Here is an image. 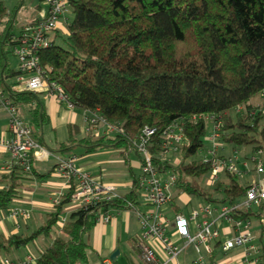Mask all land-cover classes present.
<instances>
[{
    "label": "trees",
    "instance_id": "trees-1",
    "mask_svg": "<svg viewBox=\"0 0 264 264\" xmlns=\"http://www.w3.org/2000/svg\"><path fill=\"white\" fill-rule=\"evenodd\" d=\"M70 10L73 17L65 24L63 45L55 43L61 34L56 30L50 46L39 52L44 76L61 86L75 107L99 109L124 133L96 136L88 131L80 137L79 126L69 125V141L57 150L113 146L124 153L142 128L153 127L156 132L149 145L153 164L161 172L176 174L173 203L178 195L187 194L237 205L248 187L237 173L223 171L226 180L211 185L223 196L214 198L200 182L210 174L211 159L187 160L204 150L207 136L206 120L192 117L220 115L219 141L233 148H264L263 103H252L264 90V0H71ZM6 13L0 1V91L18 107L28 108L33 137L43 146L38 128L47 122L44 90L13 87L19 71L10 66L9 57L16 23L12 16L3 21ZM175 121L182 122L186 142L179 149L181 159L169 162L162 155V134ZM32 172L31 158L28 171L16 164L0 173V212L11 206L22 179ZM73 184L71 180L44 224L33 232L1 235L0 253L21 250L43 236L51 242L32 264H88L89 233L99 215L128 209L126 201L138 203L139 191L134 181L131 191L118 198L75 207L57 228L71 202ZM253 207H235L230 216L260 217L264 203ZM256 264H264V249Z\"/></svg>",
    "mask_w": 264,
    "mask_h": 264
},
{
    "label": "built area",
    "instance_id": "built-area-1",
    "mask_svg": "<svg viewBox=\"0 0 264 264\" xmlns=\"http://www.w3.org/2000/svg\"><path fill=\"white\" fill-rule=\"evenodd\" d=\"M71 0H39L44 6L39 10L38 16L26 24H23L18 33L15 34V45L13 54L17 57L19 65L18 75L14 78V89L22 90H44L45 95L55 96L60 102H65L68 107L73 104L69 102L65 91L57 83L48 81L44 76V69L40 65L39 52L50 46L53 33L58 29L59 17L70 10ZM264 97V90L260 93ZM0 105L8 113V132L10 136L0 135V149L7 153V160L4 172H8L14 165L19 164L26 171L30 170L31 154L34 151H44L42 146L34 139L32 129L19 113L18 106L10 98L0 91ZM264 112V101L263 108ZM204 118L213 122V132L208 135V140L213 143L211 153V171L208 183L212 184L218 173L227 170L236 173L237 155L228 157H218L216 154V139L219 136L221 126L220 115L193 116L192 119ZM85 131H92L95 135L122 134L124 129L120 124H110L100 113L99 109L86 111L84 116ZM156 132L153 127H144L141 132L133 139L129 150H134L139 154L140 173L135 182L139 191L138 203L127 200L128 209H133L137 215L141 232L136 239V247L139 251L141 264H180L177 257L183 249L192 244L197 253L200 254L201 247L206 253L196 257L192 264H220L211 258L215 252L214 243L219 242L218 247L222 253H228L231 249L247 245L246 255L251 251L257 252L258 249L251 243L253 240L252 232L249 230V222L235 221L234 234L226 239L219 240L218 231L214 228L217 219L221 217L230 219V212L238 207L224 205L220 208L217 217L213 216L214 208L210 206L192 205L189 216L177 213L173 219L174 235H170L168 226L170 219L165 215V209L170 205L172 199L171 189H174L176 174L172 171H159L153 164L152 153L149 150L151 137ZM161 151L164 156L169 151H178L181 145L186 142L181 121L171 123L163 131ZM261 150L254 152L251 160L255 162L258 172H262V161L259 155ZM54 170L62 176L70 187L73 180L74 190L71 193V202L76 207L109 201L118 198L121 194L117 187L108 182L100 181L88 172L77 168L74 165V157L61 158L57 161ZM63 192H53L51 203L55 205L64 195ZM140 199V200H139ZM142 203L143 208H138ZM264 203V179L252 181L246 192L242 205L258 206ZM11 215H22L28 217L29 212L24 209H11ZM201 218L198 222L197 219ZM111 214H100L97 221L108 222ZM174 236L182 238L183 243L177 244ZM34 258L28 254L21 264H32ZM247 264L257 263L255 259L244 258ZM0 264H14L9 258L2 257ZM101 264H114L110 257H104Z\"/></svg>",
    "mask_w": 264,
    "mask_h": 264
},
{
    "label": "crops",
    "instance_id": "crops-1",
    "mask_svg": "<svg viewBox=\"0 0 264 264\" xmlns=\"http://www.w3.org/2000/svg\"><path fill=\"white\" fill-rule=\"evenodd\" d=\"M41 7L42 6L39 2L31 3L29 9L36 14L34 16H31V19L26 23L33 21L38 16V12ZM66 23L67 16L64 15L60 19L57 29L60 33H66ZM21 26L16 23L15 31H19ZM17 33L18 32H16V34ZM56 35L57 33L55 31L52 35V38ZM41 98L47 116V122L43 123L41 127L38 128V136L41 137L43 141L42 148L44 149V151L32 152V168L34 172L29 173L22 179L19 186L18 196L14 198L9 208L0 212V236L2 235L4 237H7L10 234H29L36 228L44 224L47 214L53 209L54 206L51 203L53 192L64 193L68 189L66 180L62 176L57 174L54 170L57 161L61 158L74 157V165L77 168L88 172L91 176L100 181L114 184L117 187V191L121 195L131 191L134 181L140 173V157L139 154L134 150L127 149L126 152L122 153L121 148H116L113 146L88 150L82 145H76L70 148L68 151H58L57 148L60 144H66L69 141V125L75 124L79 126L80 137L85 136L87 132L85 131L84 116L85 112L89 110H83L75 107L74 105L72 107H68L65 102H60L55 98V96H47L45 95V93L42 94ZM263 101L264 97H262V95H258L256 96V100H252V103H254L255 105H260L263 103ZM21 107L24 108L26 114V118L24 119L27 121L29 118L28 108L26 106ZM0 135H5L8 137L10 136V133L8 132V113L6 109L1 105ZM93 135L95 134L93 133ZM216 143L217 156L222 158L233 156L234 154H236V173L239 176L241 175L243 177H247L249 175L248 156L251 159V157L254 155L255 150L249 147L251 149V152H248L246 151V148L248 147L233 148L231 145L225 144L219 140ZM226 146L228 148V152L226 154L220 153L219 150L224 149ZM262 150L263 149H261V151ZM7 158V153L0 149V173H5L4 167ZM223 171H220L219 173L222 174ZM219 173L216 180L219 179V181H225L221 178V175ZM254 173L255 175H253L252 179L249 180L245 185H249L254 180L264 179V176H262V174H264V168L260 173H258L255 168ZM206 181L208 183V178ZM214 182L212 184L208 183V186L213 185ZM173 196L174 194H172V197ZM178 196L184 199V202L186 203L189 200L187 194H180ZM244 198L245 196H243L238 201V207L244 206L242 205L244 202ZM192 205L195 204H191V207ZM224 205L226 204L219 203L218 205L214 206V217H217L220 208ZM75 207V204L65 205L64 213L61 216V220L59 221L57 228H60L63 225V222L68 218L70 211ZM137 207L140 209L143 208L144 205L140 203ZM178 207L180 208L179 210ZM254 208L257 209L256 206H254L253 209ZM11 209H24L29 212V216L23 217L22 215H11L9 214ZM263 210L264 208L260 211V217L251 215L248 219L240 221L249 222L250 230V219L255 218V220L260 224L262 231L264 229ZM109 213L111 214V219L108 222L97 221L89 233V243L91 245V251L89 255L91 254L90 260L93 258V262L89 261L88 264H101L102 259L104 257H110L115 249H118L119 253L114 259V264H116V261L120 256H123L126 264H138L140 262L139 251L135 246V242L141 232V229L135 211L133 209H112L111 211H109ZM177 213H181L184 216H189L190 214V212L188 213V215L185 214L179 203L177 201L176 203H173V200L171 199L170 205L165 209V215L170 219V223L168 226L170 235H174L173 219ZM200 219L201 218H198L197 221L199 222ZM235 221L238 220H233L231 216L230 219L225 217L217 219L214 228L218 231L219 240L229 238L234 234ZM260 235L262 234L260 233ZM174 240L177 244L183 243L182 238H179L177 236H174ZM50 242V239L40 236L31 245L21 250L13 249L10 250L9 253H0V259L2 257H7L15 264H18L23 261L26 255L30 254L35 260L36 257L44 249V247L49 245ZM254 246L258 249V251L256 253L251 251L250 254L246 255L247 245L235 247L228 253H222L218 247V244L214 243L215 252L211 259L220 264H247L244 262L245 257L249 259H255V257L258 256L260 250L264 249V245ZM193 249L195 250L194 246ZM128 252L131 255H128ZM204 254V257L206 258L207 255L205 252ZM195 258L196 257L191 259V262ZM178 262L180 263V261Z\"/></svg>",
    "mask_w": 264,
    "mask_h": 264
},
{
    "label": "rangeland",
    "instance_id": "rangeland-1",
    "mask_svg": "<svg viewBox=\"0 0 264 264\" xmlns=\"http://www.w3.org/2000/svg\"><path fill=\"white\" fill-rule=\"evenodd\" d=\"M0 1L3 2L4 6L6 7V12H7L6 15H4L2 20L4 21L6 19L11 18V16H12L15 23H18L19 26L26 23L28 20L31 19V16H34L36 14L35 12L30 11V9H29L31 3L39 2V0H0ZM41 6H42V8H44V6L42 4H41ZM65 15L67 16V22H68V19L71 20L73 17L71 10H69ZM1 28H2V25L0 24V30H1ZM16 32H18V31H16ZM62 35H63V33H61L58 37H56V39H55L56 44L63 45ZM10 64L12 67H15V68L18 67V59L14 54L10 55ZM252 100H256V97H254ZM18 113L23 118H26V114H25L23 107H18ZM262 122L264 123V117L262 119ZM205 130H206V134H208V135H210L213 132V122L212 121L206 120ZM208 135L204 138V140H205L204 150H201L194 157L189 158L187 160L198 159V158L209 159L211 157V153L209 152V150L213 149V143L211 141L207 140ZM218 140L219 139L217 138L215 141L217 142ZM219 151H220V153L226 154L228 152V148L226 146L224 149H221ZM246 151L251 152V149L248 147V148H246ZM163 157H164V159L168 160L169 162H178L181 159V153L179 151H176V152L169 151V152L165 153V155ZM260 158L262 159V164H263V168H264V148L262 150ZM255 168H256L255 162H253L250 159V157L248 156V174L249 175L247 177H245V176L243 177L240 175V182L242 184L245 185V184H247V182L249 180L252 179V176L255 175V173H254ZM219 174L221 175V178L223 180H226L223 173L222 174L219 173ZM262 176H264V174H262ZM208 177H209V175H203L200 179V182H201L202 186L204 187V190L207 193L211 194L214 198H218V199L221 198L223 196V193L221 190H213L212 186H208V183L206 181ZM171 193L174 194V189H171ZM188 198H189V200L186 203V202H184V199L180 198V196L176 197V201L179 203V205L182 207L184 213L187 215L190 212L191 204H195L198 207L208 205L212 208H214L215 205L219 204V202H216V201H208L202 195H188ZM71 204H75V203L74 202L68 203V205H71ZM263 216H264V210H263ZM60 220H61V218H60ZM250 222H251L250 223V230L252 231V234L254 236L251 243L254 245L263 246L264 245V229L261 231L260 224L255 220V218H251ZM58 223H57V225H58ZM55 227H57V226H55ZM54 229H56V228H54ZM260 233L262 235H260ZM202 254L205 255L202 247H201L200 254H198L193 249V246L189 245L183 249L182 253L177 258L181 264H192L191 259H193L194 257H198L199 255H202ZM128 255H131V254L128 252ZM90 258H91V254L89 255V261L93 262V258L91 260H90ZM90 264H92V263H90ZM116 264H126L123 256H120L118 258V260L116 261ZM138 264H140V262Z\"/></svg>",
    "mask_w": 264,
    "mask_h": 264
},
{
    "label": "bare ground",
    "instance_id": "bare-ground-1",
    "mask_svg": "<svg viewBox=\"0 0 264 264\" xmlns=\"http://www.w3.org/2000/svg\"><path fill=\"white\" fill-rule=\"evenodd\" d=\"M65 15V14H64ZM64 15H62L61 17H59V21H60V19L64 16ZM58 25H59V23H58ZM18 65H19V61H18ZM91 111H93V110H91ZM220 138V128H219V136H218V139ZM261 150V149H260ZM179 151V150H178ZM256 151V150H255ZM260 156V155H259ZM261 167H262V169H263V166H262V164H261ZM256 171H257V168H256ZM258 172V171H257ZM258 173H260V172H258ZM256 181V180H255ZM249 186V185H248ZM248 188V187H247ZM247 190V189H246ZM246 192V191H245ZM244 196H245V194H244Z\"/></svg>",
    "mask_w": 264,
    "mask_h": 264
},
{
    "label": "water",
    "instance_id": "water-1",
    "mask_svg": "<svg viewBox=\"0 0 264 264\" xmlns=\"http://www.w3.org/2000/svg\"><path fill=\"white\" fill-rule=\"evenodd\" d=\"M118 253H119V250H118V249H115V250L112 252L110 258H112V259L114 260V259L116 258V256H117Z\"/></svg>",
    "mask_w": 264,
    "mask_h": 264
}]
</instances>
